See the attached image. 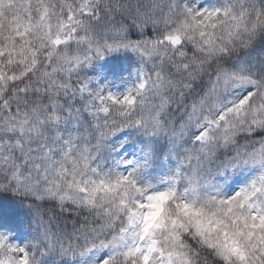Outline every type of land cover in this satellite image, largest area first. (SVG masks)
Segmentation results:
<instances>
[{
  "label": "snow or ice",
  "instance_id": "snow-or-ice-1",
  "mask_svg": "<svg viewBox=\"0 0 264 264\" xmlns=\"http://www.w3.org/2000/svg\"><path fill=\"white\" fill-rule=\"evenodd\" d=\"M0 194V264H264V0H0Z\"/></svg>",
  "mask_w": 264,
  "mask_h": 264
},
{
  "label": "trees",
  "instance_id": "trees-1",
  "mask_svg": "<svg viewBox=\"0 0 264 264\" xmlns=\"http://www.w3.org/2000/svg\"><path fill=\"white\" fill-rule=\"evenodd\" d=\"M107 62L114 69L116 68L123 69L130 62V54L127 57L117 56V57L109 58ZM125 75H127V72H125ZM0 202H2L5 209L10 207H14V208L20 207L19 204L16 203L13 198H10V194H0Z\"/></svg>",
  "mask_w": 264,
  "mask_h": 264
},
{
  "label": "rangeland",
  "instance_id": "rangeland-1",
  "mask_svg": "<svg viewBox=\"0 0 264 264\" xmlns=\"http://www.w3.org/2000/svg\"><path fill=\"white\" fill-rule=\"evenodd\" d=\"M102 69L113 70L114 68H112L107 61H105L102 62Z\"/></svg>",
  "mask_w": 264,
  "mask_h": 264
}]
</instances>
